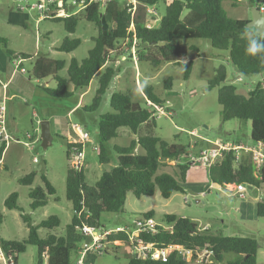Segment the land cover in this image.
Masks as SVG:
<instances>
[{
	"label": "trees",
	"instance_id": "obj_1",
	"mask_svg": "<svg viewBox=\"0 0 264 264\" xmlns=\"http://www.w3.org/2000/svg\"><path fill=\"white\" fill-rule=\"evenodd\" d=\"M62 1V10L69 9L68 1ZM161 0H137L138 6L134 16L125 5L118 0H107L103 3H91L80 10L65 13L59 17L56 12L49 16L53 21L62 23L65 31L74 34L82 16L86 22L97 28V35L92 40V47L82 60L72 58L67 64L63 60H50L43 55L34 58L28 76L36 82V87L52 98L67 99L76 91L85 92L94 78L98 87L91 107H83L86 112H95L113 79L118 68L114 65V57L121 53L120 41L127 42L130 50L139 48L133 54L138 62H145L158 69L163 64H173L184 69L183 78L187 80L192 71L193 62L188 60L190 53H198V48L188 45L192 39L207 40L213 49L227 51L231 64L243 75H257L264 72V62L259 56L248 55L245 51V40L242 33L247 28L249 20L230 19L222 8L223 2L229 1L236 7L240 0H164L165 12L158 24L153 28L146 27L145 13H140V7L156 6ZM248 7L255 6L254 0H246ZM69 11V10H68ZM78 11V12H77ZM62 14V13H61ZM254 32L253 29L247 28ZM255 33V32H254ZM259 37H263L257 35ZM146 47L140 48L142 44ZM154 43V45H150ZM164 43L163 45H159ZM81 41L66 37L56 50L62 53H72ZM0 48L11 60L21 58L29 60L31 56L15 53L8 47V42L0 38ZM112 54V57H111ZM133 54L128 56L132 59ZM118 55V56H117ZM112 58V59H111ZM23 65H19L21 69ZM66 76H60L61 71ZM52 79L54 87L49 89L41 82ZM226 79V69L219 66L208 88H218L217 103L223 122L239 120L251 123L250 143L261 142L264 145V80L254 85L249 92L239 93L232 85H222ZM165 89H171V80L164 83ZM145 98L143 105L133 101L127 92L115 91L110 95V112L100 117L97 134L98 163L107 165L111 162L106 144L118 138V131L126 128L135 136L129 145H114L116 154L115 166L110 171H104L99 179L89 185L85 181L83 168H69L65 176V198L71 203V221L65 227L62 235L49 234L44 238L39 236V229L55 230L60 226L57 216H50L39 224L33 225L30 218H21L28 229V236L22 241H8L0 238L2 249L6 256L12 257L16 264L17 254L24 253L26 247L37 248V262L43 264H71L73 254H78L80 243L84 240L80 233L83 227L96 230L103 229L100 219L105 213L118 214L122 212L126 195L131 193L137 199L152 197L157 192L163 199H169L175 193L184 194L181 186L189 169L188 165H177L174 173L161 171L166 162L186 156L183 147L169 144L159 137H136L139 127L153 120L155 110L146 107V102L161 105L162 101L153 93L151 85L141 88ZM67 144V157L69 148ZM5 148L2 144L0 156ZM207 169L209 182L216 187L226 185H245L253 191L264 190V168L256 170L250 155L241 153L238 160L236 152H224L222 158ZM36 173H30L19 180L20 185L30 186ZM178 177V178H177ZM43 187L34 188L29 193L32 210L46 206L48 196L55 194V189L46 177H40ZM16 193H12L4 202L8 210L18 209ZM258 218H264V199L255 206ZM141 217L153 218L154 212L148 211ZM3 216L0 210V225ZM163 226H158L155 233L140 234L139 239L144 245H151L157 251L182 247L192 253L207 252L213 258V263L224 262L225 254H235V260L223 264H257L258 243L255 239L236 236H218L208 229L201 228L191 220L175 214H165ZM137 238L130 239L129 233L113 232L106 238V243L119 242L125 246H135ZM107 251L105 250V253ZM195 257V256H193ZM96 255H89L85 264H94ZM127 264H197L187 262L175 250L165 258L157 259L147 255L146 258H128Z\"/></svg>",
	"mask_w": 264,
	"mask_h": 264
},
{
	"label": "rangeland",
	"instance_id": "obj_2",
	"mask_svg": "<svg viewBox=\"0 0 264 264\" xmlns=\"http://www.w3.org/2000/svg\"><path fill=\"white\" fill-rule=\"evenodd\" d=\"M58 6H62L61 0H55ZM124 5L126 0H118ZM255 6L264 5V0H254ZM260 2H262L260 4ZM37 3V0H0V38L8 37V47L11 49L20 46V41L25 42L26 51L31 60L25 63L30 68L36 56L43 55L50 60H63L67 64L72 58L82 60L87 56L93 43L91 38L97 35V28L85 21L81 16L74 34L69 35L62 23L50 18L40 19L36 10L26 9L23 14L28 15V20L20 27H8L3 25V7L12 5L27 7ZM68 4V3H67ZM69 5V4H68ZM222 8L230 19H247L251 17L250 8L246 0H240L238 6L232 7L229 1L223 2ZM60 9V13H72L76 11ZM154 11L158 20L164 15L165 2L161 0ZM78 12V11H77ZM140 13L147 11L140 7ZM39 22L37 23V20ZM158 23V22H157ZM50 31V36L45 31ZM5 35V36H3ZM79 39L81 44L72 53H62L56 50L62 41ZM38 38V40H36ZM188 45L198 48V53H190L188 60L193 62L192 71L187 80H184V69L173 64H163L158 69L152 68L145 62L134 63L132 60H120L129 49L127 42L120 41L119 48L122 49L117 62H119V79H113L105 94L101 97L98 109L95 112H86L83 107H91L95 91L98 87L97 79L94 78L89 85V90L76 109L72 108L79 101L80 91H76L72 97L67 99L52 98L39 89L38 96L33 102L11 101L7 103L8 109L12 104L13 116L18 115L17 121L13 122L8 113L5 128L11 137L6 149H10L3 155L0 161V210L3 216L0 225V238L8 241H22L28 236V229L21 216L30 218L33 225L39 224L50 216L60 219V226L49 231L39 229V236L46 237L49 234L62 235L66 225L71 221V203L65 198V176L71 167V161L67 157V144L79 143V137L73 131L71 125L78 124L83 127L88 135L89 141L83 147L84 164L83 170L85 181L93 185L104 171H110L116 163L114 145L127 146L133 135L126 128L118 131V138L106 144L111 162L107 165L98 163L99 138L97 126L100 117L111 111L109 107L110 95L115 91L127 92L131 99L140 105L145 102L139 86L147 80L151 85L153 93L162 101L166 114L158 115L150 120L147 125H142L137 131L136 137L154 136L159 137L169 144L183 147L197 155L199 151L210 150L219 139L223 142H250L251 123L239 120L223 122L220 115V106L217 103L218 88H208L216 69L224 66L226 79L222 85H232L239 93L245 94L253 89L254 85L264 80V72L257 75H243L236 71L231 64L227 51L213 49L207 40L192 39L187 41ZM126 44V46H123ZM11 49V50H12ZM124 50V51H123ZM18 51V50H16ZM133 51H130V55ZM129 55V56H130ZM65 77L66 71L59 73ZM171 80V89H165L164 83ZM45 87L52 89L54 81L47 79L41 82ZM168 102V105L166 104ZM12 111V109L10 110ZM171 112V116L167 112ZM49 123L52 141L44 149L40 140V122ZM196 131L193 135L192 132ZM31 138L28 139L27 136ZM207 139V140H205ZM236 144V143H235ZM2 144L0 143V150ZM242 153V152H241ZM240 153V154H241ZM184 161V157L179 158ZM161 171L174 173L176 166L165 163ZM36 173V177L30 186L19 184V180L30 173ZM41 176L47 178L55 189L53 196H48L46 206L32 210L29 193L37 187H43ZM178 178V177H177ZM181 186L184 194L175 193L169 199H163L157 192L152 197L137 199L131 193L126 195L122 212L118 214L105 213L101 216V225L106 229L126 227L134 229L133 221L148 211L154 212V221L162 223L165 214H175L195 222L200 228L206 227L211 234L218 236H236L255 239L258 243L257 264H264V218H258L255 212L256 201L251 199L253 189H246L243 198L234 197L224 189L218 190L207 178V169L202 166H189L185 183ZM208 187V188H206ZM204 194L200 196V193ZM12 193L18 195V209L8 210L4 207L5 200ZM255 197V196H253ZM261 201V200H259ZM115 242L113 247L120 246ZM127 247L122 246L116 250L108 246V252L98 255L94 264H127L128 257L125 254ZM171 250H166V255ZM195 256V257H193ZM193 256L186 255L187 262L197 264H209L213 261L210 254L206 252L194 253ZM17 264H38L37 248L27 246L24 253L17 254ZM235 254H225L224 262L236 259ZM78 254H73L71 264H76ZM216 263L215 264H223Z\"/></svg>",
	"mask_w": 264,
	"mask_h": 264
},
{
	"label": "built area",
	"instance_id": "obj_3",
	"mask_svg": "<svg viewBox=\"0 0 264 264\" xmlns=\"http://www.w3.org/2000/svg\"><path fill=\"white\" fill-rule=\"evenodd\" d=\"M105 1L106 0H69L68 6L71 7L72 10H74L75 8H77V10H80L91 3H103ZM56 5L57 4L55 0H37V3L33 5L27 7L16 6V8L19 11H25L26 9L36 10L40 14V18L45 19L47 18L48 11L51 9L52 10L51 12H53V10H55L54 7ZM124 5L125 7H127L131 15L134 16L136 12V7L138 6L137 0H126ZM257 7L261 13H264L263 4L258 5ZM145 9L147 11L146 27L153 28L158 24L157 22H159L158 18L156 17L157 13L154 11V6H146ZM64 16L66 15L61 14V17ZM21 61L22 60H19L18 58L13 59V64L16 67H18ZM166 104L168 105V102ZM146 107L152 108L153 110H155L156 114L158 115L166 114L163 106L146 102ZM167 115L171 116V112L168 111ZM5 124H6V110L4 105L0 104V143L7 146L11 137L7 133ZM71 127L79 137V143L73 144L69 148L68 158L71 161V168L80 170L81 168H83V164H84L83 147L89 141V135L87 131L78 124H72ZM192 134L195 135L196 131L192 132ZM27 138L30 139L31 137L28 135ZM230 151L236 152L237 160L240 157L241 152L248 154L250 155L251 161L254 164L256 170L259 171L262 168H264V145L261 142L251 145H236L233 143L216 142V144H214V147L212 149L207 151L203 150L197 155H194L192 152L187 153L186 156H183L185 159L184 161H181L179 157L177 159L168 162L172 163L174 166L188 165V166H202L208 168L213 164L217 163L222 158L224 152H230ZM217 189L218 190L224 189L234 197L243 198L247 187L245 185L239 184V185H226L224 187H217ZM261 199H264V197H261ZM133 223H134L133 231L127 230L126 228H119L114 231H109L103 229L96 230L93 228L83 227L80 230V233L83 236L84 240H82V242L79 245L80 248L78 251V259L76 261V264H85V260L89 255L98 256L105 253L108 244H115V242L106 243L105 241L107 236L113 232H118V231H124L126 233H129L131 240L137 238L135 239L137 244L131 247L132 254L135 255L136 257L146 258L147 255L150 254V256L155 259L159 257L165 258V256L168 254V253L166 255L164 254L166 250L157 251L153 249L151 245H144L138 237L142 233L144 234L155 233L156 228L158 226L163 228H165L166 226L156 223L153 218H144V217H139L138 219L134 220ZM201 230H206V228L201 227ZM88 238L90 241L89 243H86L85 240ZM170 250L177 251L186 261H188L185 257L186 255L188 256L190 255L191 257V255L193 256L194 254L191 251L185 250L182 247H173L170 248ZM0 264H14L13 258L5 255L1 243H0Z\"/></svg>",
	"mask_w": 264,
	"mask_h": 264
},
{
	"label": "crops",
	"instance_id": "obj_4",
	"mask_svg": "<svg viewBox=\"0 0 264 264\" xmlns=\"http://www.w3.org/2000/svg\"><path fill=\"white\" fill-rule=\"evenodd\" d=\"M61 7L62 6L56 5L54 7L55 10H53V12H51L52 10L50 9L48 11V13H47V18H49V16L52 15L54 12H56L58 14V16L61 17V13H60ZM68 10L71 11L72 8L69 7ZM1 11L3 12V15H4L3 25H6L8 27H11V28L20 27V26L24 25L25 21L28 20V15L27 14H23L24 12L23 11H19L17 8L14 7V5H12L11 8L9 7V5H6L5 7H3V9ZM40 19L37 20V23L39 22ZM250 19H251V17L247 18V20H250ZM50 34L51 33H50L49 30L45 31V35L50 36ZM3 36H5V35H3ZM5 39L9 40L7 36H5ZM36 40H38V38H36ZM118 46H120V44ZM123 46H126V44H123ZM122 49H124V48H120L121 51H122ZM16 50H18V51H16ZM12 51L15 53L16 56H19L20 54L28 55V53H27L28 51H26V44L23 41H20V46L19 47H15V50L13 48ZM125 51H126L125 52L126 54L124 56H122L120 58V60H126L127 61L128 56L130 55V51L134 52L135 50L126 49ZM111 57H112V54H111ZM113 57H114V65L116 67L119 66L120 63L117 62L118 60L115 58V55H113ZM18 59L22 60L20 62V64L23 65V67L21 69L19 68V66L16 67L13 64V60L9 59L4 54L3 50L0 48V104L4 105V107H5L6 120H7L8 113H9V115L12 118L13 122H16L17 118H18L17 114H15L14 116L12 114L14 112L13 108H14L15 104H12V107H11L12 111H10L11 109H8L7 103L11 102V101H14V100H16L17 102L18 101H22L23 103L30 102V101L33 102L34 98L36 96H38V91H39V89L36 87V82L33 81L28 76V74H27V68L28 67L25 66V63L27 61H30L32 58H29V60H26V61L21 59V58H18ZM130 60H132L134 63H138L137 57L134 54L132 56V59H130ZM114 79H119V76L117 75ZM88 90H89V88L85 92L80 94L79 101L72 108V110L76 109L80 104H82V99L86 95ZM139 90L141 92V87L140 86H139ZM141 94H142V92H141ZM147 123H145L143 125H147ZM133 139H135V136H133L131 138V140H133ZM205 140H207V139H205ZM215 142L231 143L229 141L223 142V141H221L219 139H217ZM235 143H236V145H251L250 142H245V143L234 142L233 144H235ZM9 149H10V147H8L6 149V146H5L3 152L1 153L0 161L3 158V155ZM189 150L190 151H188V152H192L191 151L192 149H189ZM201 151H199V153ZM202 195H203V192L200 193V196H202ZM253 196H255V197H253ZM257 197H258L259 200H262L261 197H264V190L253 191V193L251 194V199L256 201ZM256 204H255V206H256ZM119 228H126V227H117L116 229H106V228L103 227V230L114 231V230H117ZM203 228H206V227H203ZM127 230L133 231L132 229H127ZM108 246H111L112 249H114L115 253L117 254V252L119 250L117 252H116V250L119 249L122 246H125V245L121 244L120 246L113 247V244H108ZM125 247H127V248H126V250L124 252H125L126 256L128 258H130L131 256H133L132 249H131V247H128V246H125ZM106 251L108 252V249H106ZM209 263H213V262L210 261ZM16 264H17V260H16ZM43 264H47L46 260H44Z\"/></svg>",
	"mask_w": 264,
	"mask_h": 264
},
{
	"label": "water",
	"instance_id": "obj_5",
	"mask_svg": "<svg viewBox=\"0 0 264 264\" xmlns=\"http://www.w3.org/2000/svg\"><path fill=\"white\" fill-rule=\"evenodd\" d=\"M107 1V0H106ZM262 2H260L261 4ZM251 19L247 23V28L253 29L257 35L264 37V13H261L257 6H253L250 8ZM164 43H160L159 45H163ZM150 45H154L151 43ZM147 44H142L140 48L146 47ZM139 48H135L136 52ZM53 137L50 132L49 123L46 121L40 122V140L42 148L46 149L51 143ZM248 189H252V187H248ZM89 238L85 240L86 243H89Z\"/></svg>",
	"mask_w": 264,
	"mask_h": 264
},
{
	"label": "clouds",
	"instance_id": "obj_6",
	"mask_svg": "<svg viewBox=\"0 0 264 264\" xmlns=\"http://www.w3.org/2000/svg\"><path fill=\"white\" fill-rule=\"evenodd\" d=\"M245 40V51L248 55L259 56L261 61L264 62V37L257 36L256 33L248 31L246 28L242 33ZM147 85V80L143 82L141 88Z\"/></svg>",
	"mask_w": 264,
	"mask_h": 264
}]
</instances>
